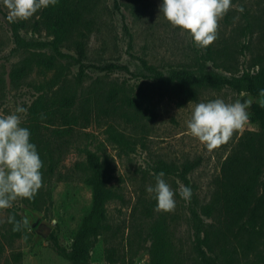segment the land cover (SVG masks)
<instances>
[{
	"label": "trees",
	"instance_id": "trees-1",
	"mask_svg": "<svg viewBox=\"0 0 264 264\" xmlns=\"http://www.w3.org/2000/svg\"><path fill=\"white\" fill-rule=\"evenodd\" d=\"M96 1L58 0L55 6L38 11L29 20L9 23L6 19L15 42L21 43L27 51L9 67L8 83L12 86L26 83L33 69L43 77L31 84L35 96L26 107V118L21 124L30 130V142L36 145L43 162V183L75 178L91 192L90 207L80 221L70 250L66 251L58 244L52 231L47 236L54 251L72 264H79L77 258L83 244L108 234L111 227L106 220L105 204L121 199L118 188L111 183L113 168L110 162L99 160L86 148H79L81 138L88 135L82 129L102 115L110 117L107 127L112 131L115 129L113 123L117 124L119 118L130 121L131 129L139 127L141 101L146 97L144 94L137 97L138 93L129 95L122 86L90 95L80 87V72L74 82L66 81L63 66L55 56H63L60 50L64 49L74 53L77 60L85 58L89 36L97 24ZM127 1L136 7L142 0ZM235 1L231 0V3ZM255 3L254 12L241 5L244 11L235 22L231 20L232 9L223 16L224 27L229 25V28L219 42L202 49L191 38L194 50L189 65L191 70L180 68L162 74L140 59L148 72V90L159 98L165 97L175 107L197 102L205 89L229 87L236 92L260 96V90L264 89V0ZM17 30L43 32L49 38L47 45L53 53L32 51L36 44L20 42ZM245 37V43L239 45L238 41ZM252 38L260 49H252ZM243 51L248 52L249 57L246 67L237 75V58ZM205 62L228 76L205 72ZM46 72L51 74L44 78ZM4 86V79L0 77V95ZM247 112L248 122L256 129L241 132L221 160L218 174L211 180L207 199L197 202L192 198L188 207L191 241L187 254H183L174 242L166 218L154 214L155 202L137 201L140 232H143V242L148 243L147 264H264V108L253 102ZM111 138L120 148L132 142L128 140L129 135L121 131L112 133ZM72 149L83 153L84 159L65 168L62 162ZM197 164L196 160L179 165L159 161L155 169L175 174L186 186V175ZM37 198L36 194L29 200L34 207H37Z\"/></svg>",
	"mask_w": 264,
	"mask_h": 264
},
{
	"label": "rangeland",
	"instance_id": "rangeland-1",
	"mask_svg": "<svg viewBox=\"0 0 264 264\" xmlns=\"http://www.w3.org/2000/svg\"><path fill=\"white\" fill-rule=\"evenodd\" d=\"M256 1L261 2L236 0L232 3V22L241 14L236 11L238 7L244 5L250 12H254ZM162 2L142 0L136 7H132L127 0H97L96 29L89 36L85 58L77 60L74 53L64 49L60 50L63 56H55L56 61L63 66L66 81L74 82L80 72V87L90 92V95H93L92 92L122 86L129 95L138 93L137 97L141 94L146 96L141 101L139 127L131 129L130 121L119 118L117 124L113 123L115 129L112 131L107 127L111 122L110 117L102 115L82 129L88 135L81 138L79 148H86L99 160L110 162L113 168L111 183L118 188L121 199L105 204V216L111 230L105 236H97L92 243L82 245L77 258L79 264H147L148 243L143 242L139 205L136 203L139 199L153 200L156 208V200L146 191V187L154 185L155 175L159 173L155 165L159 161L176 165L191 160L198 162L186 175V186L192 190L191 198H181L179 187L184 184L175 174L167 173L164 179L176 192L175 209L162 212L154 208L155 215L161 214L166 218L174 242L183 254H187L191 241L187 216L192 198L197 202L207 199L211 180L217 176L223 157L243 130L256 129L254 124L247 121L242 129L233 133L228 143L209 151L190 133L186 125L195 104L217 98L229 103L236 100L259 103L264 97L246 91L236 92L229 87L205 89L197 102L175 107L165 97L159 98L148 90V72L142 67L140 59L153 65L162 74H167L180 68L191 70L189 65L194 55L191 35L179 27H173L164 18L159 9ZM6 16L7 9L0 0V77L5 82L0 95V115L14 113L17 106L26 108L35 96L31 84L43 79L33 69L26 83L19 86L8 83L9 67L27 51L21 43L15 42ZM228 28L229 25L224 27L223 18L220 19L218 38L214 42H219ZM16 34L20 42L36 44L32 51L53 53L47 45L49 38L43 32L36 34L29 30H17ZM245 41L246 37L241 38L239 45ZM41 43L44 45L39 46ZM251 46L255 51L260 49L254 38ZM248 55L246 51L238 55L237 75L246 67ZM203 70L228 76L209 62L204 63ZM50 74L46 72L44 78ZM19 115L23 123L26 113ZM118 131L128 134V140H132L126 147H118L111 138V134ZM83 159V153L72 149L62 163L68 168ZM38 191L37 207L32 206L33 203L27 198H18L11 207L0 209V264H72L54 251L47 236L52 231L58 244L66 251L70 250L80 221L90 207V189L79 180L68 177L59 182L43 183ZM34 214L39 215L37 224L42 223L50 228L45 237L37 235L29 226L14 232L13 225L7 222L12 215L16 220L27 217L29 221Z\"/></svg>",
	"mask_w": 264,
	"mask_h": 264
},
{
	"label": "clouds",
	"instance_id": "clouds-1",
	"mask_svg": "<svg viewBox=\"0 0 264 264\" xmlns=\"http://www.w3.org/2000/svg\"><path fill=\"white\" fill-rule=\"evenodd\" d=\"M58 0H2L7 9V21L14 23L31 19L38 11L55 6ZM231 0H163L160 13L173 26L187 31L198 48H207L218 38V21L231 9ZM243 12V6L236 9ZM264 97V89L259 92ZM251 102H225L213 99L194 105L191 117L186 121L190 133L212 151L228 143L233 133L244 127L249 119L247 108ZM264 108V99L259 101ZM27 108L17 106L15 112L0 115V209L12 206L18 198L33 200L43 186V162L34 143L30 142L31 132L22 127L21 115ZM163 171L155 175L154 185L146 187L156 200V211L171 212L176 206L171 186L164 179ZM179 195L189 200L190 187L180 185ZM7 222L13 231L28 227L27 217L16 220L9 216ZM26 238V237H25Z\"/></svg>",
	"mask_w": 264,
	"mask_h": 264
},
{
	"label": "water",
	"instance_id": "water-1",
	"mask_svg": "<svg viewBox=\"0 0 264 264\" xmlns=\"http://www.w3.org/2000/svg\"><path fill=\"white\" fill-rule=\"evenodd\" d=\"M39 221V215L38 214H34L31 216V218L29 219V224L28 226L30 228H33L34 231L36 232L37 235H39L40 237H45L49 231V226L39 223L37 224ZM37 224V225H36Z\"/></svg>",
	"mask_w": 264,
	"mask_h": 264
}]
</instances>
